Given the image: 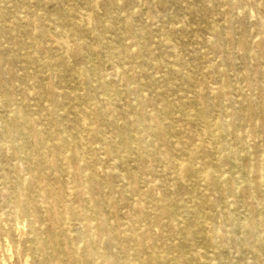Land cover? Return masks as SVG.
<instances>
[{
  "label": "bare ground",
  "instance_id": "6f19581e",
  "mask_svg": "<svg viewBox=\"0 0 264 264\" xmlns=\"http://www.w3.org/2000/svg\"><path fill=\"white\" fill-rule=\"evenodd\" d=\"M0 264H264V0H0Z\"/></svg>",
  "mask_w": 264,
  "mask_h": 264
}]
</instances>
